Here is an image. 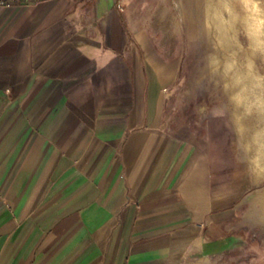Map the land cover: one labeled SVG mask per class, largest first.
Instances as JSON below:
<instances>
[{
	"label": "crops",
	"instance_id": "0c3cea01",
	"mask_svg": "<svg viewBox=\"0 0 264 264\" xmlns=\"http://www.w3.org/2000/svg\"><path fill=\"white\" fill-rule=\"evenodd\" d=\"M145 5L0 10V264H225L239 250L254 178H225L172 125L180 60Z\"/></svg>",
	"mask_w": 264,
	"mask_h": 264
},
{
	"label": "clouds",
	"instance_id": "9594fccd",
	"mask_svg": "<svg viewBox=\"0 0 264 264\" xmlns=\"http://www.w3.org/2000/svg\"><path fill=\"white\" fill-rule=\"evenodd\" d=\"M199 84L232 133L235 159L264 179V0H197ZM209 111L207 106L200 108Z\"/></svg>",
	"mask_w": 264,
	"mask_h": 264
},
{
	"label": "rangeland",
	"instance_id": "374dc122",
	"mask_svg": "<svg viewBox=\"0 0 264 264\" xmlns=\"http://www.w3.org/2000/svg\"><path fill=\"white\" fill-rule=\"evenodd\" d=\"M145 13L152 14L159 24V35H173L175 55L180 69L176 85L167 101V113L175 129L189 131L203 145L214 163L222 165L225 178L240 176L241 180L252 175L235 159L234 137L222 118L213 117L211 108L215 98L202 90L199 84L200 57L203 47L197 43V31L201 19L197 0H143ZM207 106L208 112L200 108ZM254 178L255 186L245 191L243 204V233L239 250L225 264H264V179Z\"/></svg>",
	"mask_w": 264,
	"mask_h": 264
},
{
	"label": "built area",
	"instance_id": "2783aa9c",
	"mask_svg": "<svg viewBox=\"0 0 264 264\" xmlns=\"http://www.w3.org/2000/svg\"><path fill=\"white\" fill-rule=\"evenodd\" d=\"M30 0H0V10L14 12Z\"/></svg>",
	"mask_w": 264,
	"mask_h": 264
}]
</instances>
